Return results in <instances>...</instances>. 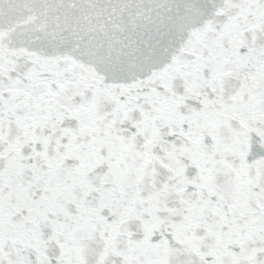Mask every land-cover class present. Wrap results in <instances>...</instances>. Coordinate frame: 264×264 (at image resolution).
Masks as SVG:
<instances>
[{"label": "snow or ice", "instance_id": "1", "mask_svg": "<svg viewBox=\"0 0 264 264\" xmlns=\"http://www.w3.org/2000/svg\"><path fill=\"white\" fill-rule=\"evenodd\" d=\"M0 264H264V0H0Z\"/></svg>", "mask_w": 264, "mask_h": 264}]
</instances>
